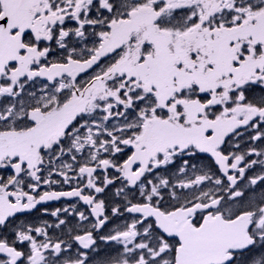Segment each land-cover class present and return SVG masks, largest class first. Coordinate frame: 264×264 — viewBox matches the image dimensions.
Here are the masks:
<instances>
[{"label": "snow or ice", "instance_id": "snow-or-ice-1", "mask_svg": "<svg viewBox=\"0 0 264 264\" xmlns=\"http://www.w3.org/2000/svg\"><path fill=\"white\" fill-rule=\"evenodd\" d=\"M0 264H264V0H0Z\"/></svg>", "mask_w": 264, "mask_h": 264}, {"label": "flooded vegetation", "instance_id": "flooded-vegetation-1", "mask_svg": "<svg viewBox=\"0 0 264 264\" xmlns=\"http://www.w3.org/2000/svg\"><path fill=\"white\" fill-rule=\"evenodd\" d=\"M65 189H67V186H65ZM115 193V189H109L106 191L105 194H103V196L101 198H105L107 199L110 204L114 205L115 202H119V198L115 197L114 195ZM249 195H251V193H249ZM71 204H77V207L80 210H85L86 206L82 204V202H77V200L75 198L73 199H62L60 201H52V202H48L47 204L44 205H38L36 209L32 210V212L30 213H26V214H17V217L14 221L15 224H20V223H35V224H40L42 221H48L49 223H52L53 225L55 224V218L48 216V215H44L43 212L41 211L42 208L44 207H48L49 209H54L56 207H66L69 206ZM109 213H110V207L108 209ZM62 218H65L68 221V224L66 226H62L63 227V231L67 232L68 228L70 227H75L77 220L75 217L73 216H63ZM112 225H109V227H111ZM11 227V226H10ZM10 230V229H8ZM105 231H107V229H105ZM50 234L54 235V236H60L62 235L61 229H56L55 227H53L52 229H50ZM102 248V252H101V257H98L97 259H100L103 257V255L109 250L107 246L101 245Z\"/></svg>", "mask_w": 264, "mask_h": 264}]
</instances>
